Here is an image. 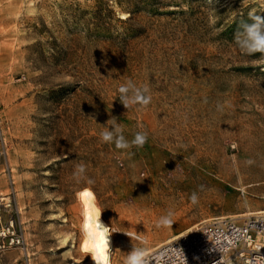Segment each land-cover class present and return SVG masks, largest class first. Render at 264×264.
Here are the masks:
<instances>
[{
    "label": "rangeland",
    "instance_id": "374dc122",
    "mask_svg": "<svg viewBox=\"0 0 264 264\" xmlns=\"http://www.w3.org/2000/svg\"><path fill=\"white\" fill-rule=\"evenodd\" d=\"M251 16L264 0H0V264H91L84 188L111 264L264 211V53L235 42ZM129 80L147 107L120 102ZM113 117L143 147L103 142Z\"/></svg>",
    "mask_w": 264,
    "mask_h": 264
},
{
    "label": "built area",
    "instance_id": "2783aa9c",
    "mask_svg": "<svg viewBox=\"0 0 264 264\" xmlns=\"http://www.w3.org/2000/svg\"><path fill=\"white\" fill-rule=\"evenodd\" d=\"M146 259L147 264H264V211L241 220L201 221L152 249Z\"/></svg>",
    "mask_w": 264,
    "mask_h": 264
},
{
    "label": "clouds",
    "instance_id": "9594fccd",
    "mask_svg": "<svg viewBox=\"0 0 264 264\" xmlns=\"http://www.w3.org/2000/svg\"><path fill=\"white\" fill-rule=\"evenodd\" d=\"M208 3L212 6V0H208ZM250 19L251 23L245 22L240 25L235 35V42L247 54L264 53V17L251 16ZM118 91L120 102L126 109L133 105L147 107L152 100L151 95L147 94L149 89L146 86L143 89L138 88L130 80L126 85H121ZM100 136L103 142H114L117 149H129L132 146L143 147L147 141V134L144 132H137L131 142L127 141L115 117L107 121L106 128ZM85 170V165L81 163L77 166L76 174L82 175ZM87 182L93 183L90 179ZM76 197L82 205L83 223L80 230L84 237L85 253L91 256L94 264H111L110 235L112 232L101 221L102 210L97 205L95 193L91 188H84L76 193ZM190 199L193 204L197 203L196 193H193ZM171 216L170 212L167 216L161 217L157 226L171 227L173 225ZM147 256L146 248L133 246L124 264H147Z\"/></svg>",
    "mask_w": 264,
    "mask_h": 264
},
{
    "label": "bare ground",
    "instance_id": "6f19581e",
    "mask_svg": "<svg viewBox=\"0 0 264 264\" xmlns=\"http://www.w3.org/2000/svg\"><path fill=\"white\" fill-rule=\"evenodd\" d=\"M256 212H258V211H256ZM101 221L105 224V226H107V227H109V225L107 224V222L104 220V218L102 217V215H101ZM83 223V216H82V221H81V224ZM110 228V227H109ZM170 240V239H169ZM168 240V241H169ZM111 242H112V238H111V235H110V250H111V248H112V244H111ZM167 242V241H166ZM90 263L91 264H94V262L92 261V259H91V256H90Z\"/></svg>",
    "mask_w": 264,
    "mask_h": 264
}]
</instances>
